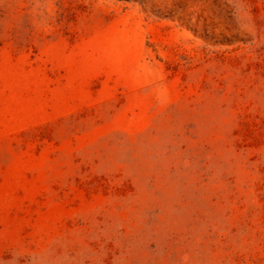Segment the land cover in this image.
<instances>
[{"label": "rangeland", "instance_id": "obj_1", "mask_svg": "<svg viewBox=\"0 0 264 264\" xmlns=\"http://www.w3.org/2000/svg\"><path fill=\"white\" fill-rule=\"evenodd\" d=\"M0 264H264V0H0Z\"/></svg>", "mask_w": 264, "mask_h": 264}]
</instances>
